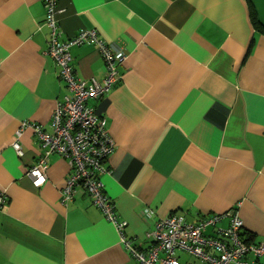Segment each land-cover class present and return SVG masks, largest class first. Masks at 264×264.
Wrapping results in <instances>:
<instances>
[{
  "label": "crops",
  "instance_id": "0c3cea01",
  "mask_svg": "<svg viewBox=\"0 0 264 264\" xmlns=\"http://www.w3.org/2000/svg\"><path fill=\"white\" fill-rule=\"evenodd\" d=\"M61 40L96 29L126 55L120 80L91 101L115 149L102 176L125 236L143 250L159 220L189 222L238 210L245 238L264 242V0H59ZM43 0H0V264H139L116 227L82 193L68 205V160L42 156L32 122L51 130L66 95L46 54ZM81 79L103 80L95 45L70 50ZM19 140L25 155L13 144ZM147 212H151L147 214ZM225 217L209 227L217 236ZM182 264H201L180 253ZM252 260V259H251Z\"/></svg>",
  "mask_w": 264,
  "mask_h": 264
},
{
  "label": "built area",
  "instance_id": "2783aa9c",
  "mask_svg": "<svg viewBox=\"0 0 264 264\" xmlns=\"http://www.w3.org/2000/svg\"><path fill=\"white\" fill-rule=\"evenodd\" d=\"M46 9L45 23L50 29L46 54L59 68V78L64 82L66 95L57 102L51 120V130L24 122L18 130L32 129L38 138L43 156L27 171L36 188L48 179V160L58 154L68 160L70 174L62 189V203L68 205L77 194L87 195L121 235L123 244L139 264H182L180 253L199 260L201 264H264V242H248L244 236V222L238 210L224 215L202 217L189 222L185 215L173 214L157 222L150 234L153 245L148 250L134 246L125 236L127 222L118 220L114 201L107 194L102 176L114 152L115 143L108 131L107 119L98 114L91 101L107 97L120 80L119 68L126 55L114 51L100 38L96 29H82L74 37L62 41L57 16L59 0H43ZM95 45L105 65L104 78L98 81L81 79L72 65L70 50L75 46ZM13 148L19 157L25 152L17 140ZM5 192H0V209L7 203ZM151 212H147L150 214ZM230 219L228 228L213 237L207 235L209 227L216 226L224 218ZM252 259V260H251Z\"/></svg>",
  "mask_w": 264,
  "mask_h": 264
},
{
  "label": "trees",
  "instance_id": "16d2710c",
  "mask_svg": "<svg viewBox=\"0 0 264 264\" xmlns=\"http://www.w3.org/2000/svg\"><path fill=\"white\" fill-rule=\"evenodd\" d=\"M245 236V235H244ZM246 237V236H245ZM247 241L248 242H254L253 239H250L249 237H247Z\"/></svg>",
  "mask_w": 264,
  "mask_h": 264
}]
</instances>
